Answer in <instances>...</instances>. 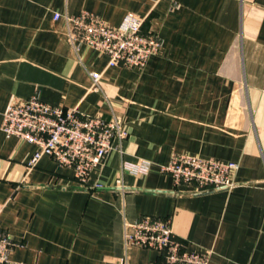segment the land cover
<instances>
[{"label": "crops", "instance_id": "crops-1", "mask_svg": "<svg viewBox=\"0 0 264 264\" xmlns=\"http://www.w3.org/2000/svg\"><path fill=\"white\" fill-rule=\"evenodd\" d=\"M89 12L118 26L129 13L162 41L142 69L75 45L55 15ZM90 72L102 74L93 85ZM38 95L129 130L89 184L2 131L13 101ZM234 163L236 187L197 193L161 172L174 155ZM152 163L148 175L124 162ZM100 184L102 188H93ZM170 220L208 264H264V0H0V228L12 264H154L125 243V222Z\"/></svg>", "mask_w": 264, "mask_h": 264}, {"label": "built area", "instance_id": "built-area-1", "mask_svg": "<svg viewBox=\"0 0 264 264\" xmlns=\"http://www.w3.org/2000/svg\"><path fill=\"white\" fill-rule=\"evenodd\" d=\"M151 1L157 4L161 0ZM61 18L69 27L72 43L106 55L109 67L142 69L162 49L158 34H145L144 19L132 13L127 14L118 26L110 25L89 12L76 16L55 15L56 20ZM89 75L93 85L97 86L102 74L90 72ZM2 131L7 137L14 136L37 147L28 164L29 169L48 156L61 167L72 169L75 178L89 187L91 174L116 149L115 142L122 143L129 136V130L118 117L108 120L102 116H84L76 109L49 105L38 95L10 103L4 114ZM151 168L152 163L144 160L123 163L124 171L137 176L148 175ZM160 170L172 176L177 185L194 186L196 192L201 193L235 188L233 174L238 165L178 154ZM93 188H102V185L95 184ZM124 228L126 245L159 253L162 261L154 264H208L210 261L206 253L183 249L175 238L170 220L143 217L136 222H125ZM13 245L8 233L0 228V264H12L10 254Z\"/></svg>", "mask_w": 264, "mask_h": 264}]
</instances>
